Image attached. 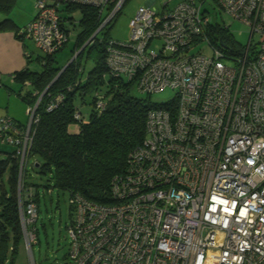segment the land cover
<instances>
[{
	"label": "built area",
	"instance_id": "1",
	"mask_svg": "<svg viewBox=\"0 0 264 264\" xmlns=\"http://www.w3.org/2000/svg\"><path fill=\"white\" fill-rule=\"evenodd\" d=\"M125 1L35 0L33 19L17 34L51 55L73 31L68 4L96 7L98 31ZM154 1L137 9L125 42L108 39L106 62L112 75L133 80L141 92L170 87L175 97L147 111L141 145L111 182L112 202L68 197L69 262L264 264V0H166L160 9ZM221 15L247 27L239 51L212 39L217 23L229 29L230 22L216 19ZM201 42L210 55L190 51ZM103 106L98 99L97 108ZM35 108L28 107L25 126L0 117L1 142L15 145L19 169ZM32 192L18 199L28 250L36 238Z\"/></svg>",
	"mask_w": 264,
	"mask_h": 264
},
{
	"label": "trees",
	"instance_id": "2",
	"mask_svg": "<svg viewBox=\"0 0 264 264\" xmlns=\"http://www.w3.org/2000/svg\"><path fill=\"white\" fill-rule=\"evenodd\" d=\"M14 3L15 0H0V11L8 12ZM66 11L80 13L79 31L72 48L76 56L61 73L63 66L57 64L56 52L35 56L40 70L25 68L14 74L16 81L30 86L24 93L18 92L22 100L29 107L36 105L37 121L30 129L32 139L26 157L35 158L32 168L45 177L46 188L67 191L68 197L78 193L96 203H110L113 178L125 172L129 154L145 137L147 111L174 99L156 104L148 98L134 96L131 90L137 83L112 75L107 65L106 44L110 37L106 26L109 23L92 36L100 24L98 9L86 4H68ZM217 24L212 39H219L228 50L232 46L239 51L241 43L228 28ZM0 29L18 31L10 18L0 22ZM28 53L31 61V52ZM87 61H91L92 66L85 71ZM57 95H61V99L48 110ZM98 99L103 102L102 110L97 108ZM76 112L80 117L75 116ZM11 120L18 127L27 122ZM73 124L77 125V131L69 129ZM13 146V150L4 152L5 156L0 158V264H13L18 244L23 241L17 195L19 157ZM25 171L26 165L23 185L26 189L33 186L32 195L38 204L37 184L26 182ZM69 208L71 216L70 203Z\"/></svg>",
	"mask_w": 264,
	"mask_h": 264
},
{
	"label": "rangeland",
	"instance_id": "3",
	"mask_svg": "<svg viewBox=\"0 0 264 264\" xmlns=\"http://www.w3.org/2000/svg\"><path fill=\"white\" fill-rule=\"evenodd\" d=\"M166 0H155L153 6L156 9L161 8L162 2ZM178 0H171L172 3ZM146 0H126L120 10L116 13L112 21L106 26L108 35L115 41L125 42L128 39L129 34V21L135 15L137 9L144 5ZM213 12V10H211ZM75 23L73 31L70 35L68 43L56 53L55 58L58 65L64 66L72 57L76 54L72 52L73 43L75 41V35L79 31L78 20L80 18L79 11H75L70 15ZM218 20H224L225 23L230 22L229 29L232 32L234 38L245 43L248 37V29L239 20L232 19L228 16L221 15L217 16ZM160 41H154L152 47L155 50L160 49ZM28 50L32 55L31 68L33 70H40L41 65L35 60L36 55H43L33 45L32 41L27 40ZM200 49L204 54L210 55L211 49L208 47L206 42H201L195 45L190 51L195 52ZM226 63H230L229 60H225ZM92 66L91 61L84 63V69L87 71ZM29 88L24 86L22 92L24 93ZM17 90L14 88V92ZM175 90L170 87H166L158 92H154L147 95L137 89L136 86L132 87L131 93L139 98H148L151 102L160 104L166 103L174 99ZM24 102L22 105L24 106ZM11 110L17 105L10 103ZM84 111L87 108H83ZM26 118L28 120V114L26 112ZM25 119V117H24ZM71 131H77V125L73 124L69 127ZM14 149L13 145L8 143H2L0 139V158L5 156L4 152L11 151ZM27 154V153H26ZM27 158V157H26ZM35 161L33 156L27 158L25 180L27 183L37 184L35 189L38 190L39 202L34 200L32 195L33 203L37 209V217L34 222V227L37 229L35 242L31 244V250H28L25 246L24 236L22 234V240L17 247V252L13 258V264H70L68 259V237L66 226L70 221V208L68 203V192L61 191L56 188L50 187L49 189L44 186L46 180L44 176H40L32 168V164ZM25 163L18 174V187L17 195L19 201L26 197V191H33V186L26 189L23 185V172ZM6 181V176H4ZM20 217V215H19ZM21 225V223H20Z\"/></svg>",
	"mask_w": 264,
	"mask_h": 264
},
{
	"label": "crops",
	"instance_id": "4",
	"mask_svg": "<svg viewBox=\"0 0 264 264\" xmlns=\"http://www.w3.org/2000/svg\"><path fill=\"white\" fill-rule=\"evenodd\" d=\"M35 0H15V3L8 12L0 11V22L5 18H10L19 30L35 15ZM146 4V3H145ZM27 39L17 34L14 29H0V117L9 116L21 124L27 121L26 112L28 105L22 100L19 91L22 92L24 86L30 89L28 84H21L14 79L17 71L31 68L33 60L27 47ZM31 41V40H30ZM38 63V61H37ZM14 88L15 90L14 92ZM23 93V92H22ZM17 107L11 110L10 103ZM24 102V106L22 105ZM25 117V119H24Z\"/></svg>",
	"mask_w": 264,
	"mask_h": 264
},
{
	"label": "water",
	"instance_id": "5",
	"mask_svg": "<svg viewBox=\"0 0 264 264\" xmlns=\"http://www.w3.org/2000/svg\"><path fill=\"white\" fill-rule=\"evenodd\" d=\"M152 2H153V0H146V4H147V5H150ZM96 32H97V30L93 33L92 36H94ZM92 36H91V37H92ZM91 37H90V38H91ZM90 38L88 39V41L90 40ZM221 44H223V43L221 42ZM223 45H224V44H223ZM74 55H75V54H74ZM73 58H74V57H72V58H71V59H70V60H69V61H68V62H67L62 68H61V70L59 71V73H61V72L64 70V68L70 63V61H71ZM59 73H58V74H59ZM58 74H57V75H58ZM55 78H56V77H55ZM53 80H54V79H53ZM36 166H37V164H36Z\"/></svg>",
	"mask_w": 264,
	"mask_h": 264
}]
</instances>
